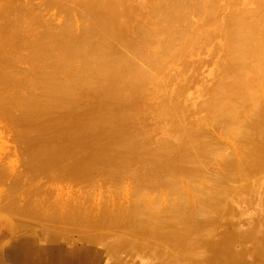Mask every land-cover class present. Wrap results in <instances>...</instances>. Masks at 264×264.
Listing matches in <instances>:
<instances>
[{
    "label": "bare ground",
    "instance_id": "1",
    "mask_svg": "<svg viewBox=\"0 0 264 264\" xmlns=\"http://www.w3.org/2000/svg\"><path fill=\"white\" fill-rule=\"evenodd\" d=\"M44 1L47 8H65L64 0ZM77 1L75 9L88 17L90 29L80 35L64 31L62 36L59 31L51 34L38 7L23 5L11 15L16 9L9 0H0V70L8 78L0 83V117L20 130L31 170L44 173L54 187L38 201L21 196V204L14 196L2 201L0 209L7 218L0 222L15 237L4 260L9 264H245L248 253L237 255L230 248L234 237L227 234V224L224 229L212 227L218 233L223 230L213 240L202 239L205 258V248L199 250L202 242L196 246L194 237L198 249H190L194 240L186 233L189 229L200 235L208 223L198 219L205 217L201 204L216 205L217 220L223 214L228 222L238 218L240 207L249 203L258 185L243 183L256 176L254 160L264 148V98L246 92L248 80L240 69L264 51L252 45L243 30L246 24L239 19L243 15L235 18L236 13L225 9L209 10L204 12L206 18L187 26L190 32H183L175 27L183 19L174 15L183 3L169 8L170 14L157 26L152 18L158 14L159 0ZM227 7L232 10L234 3ZM200 32L203 38L197 49L193 41ZM138 40L151 47L144 55L146 64L156 56H164L160 62L168 59L157 64L158 78L149 77L145 65L141 69L133 61ZM176 40L181 41L179 47ZM126 52H134L135 58ZM183 54L192 60L176 64ZM21 65L26 68L18 76L13 69ZM16 87L27 92L16 94ZM188 92L203 103L197 105L194 95V106L188 105L184 96ZM205 109L206 115L199 117ZM15 110L21 113L19 118ZM237 115L249 119L243 129L239 125L241 134L235 132ZM211 120L237 135L233 142L237 148L231 144L236 154L226 159L219 182L204 174L206 168L202 173L199 163L200 156L211 157L217 148L218 142L206 131ZM198 179L205 182L198 184ZM99 181L109 183L112 195L93 198L101 192ZM57 183L67 185L55 188ZM127 183L135 185L132 197L121 194ZM152 189L160 195L154 200L145 197ZM18 190L16 184L12 193ZM166 193L175 198L170 205L162 200ZM228 196L242 206L238 210L230 206ZM256 252L261 256L264 251ZM252 261L247 264H264Z\"/></svg>",
    "mask_w": 264,
    "mask_h": 264
},
{
    "label": "rangeland",
    "instance_id": "2",
    "mask_svg": "<svg viewBox=\"0 0 264 264\" xmlns=\"http://www.w3.org/2000/svg\"><path fill=\"white\" fill-rule=\"evenodd\" d=\"M9 1H10L12 10L16 9V10H13L14 13L11 11V15H13V14L15 15L18 11H21L23 5L25 8H26V5L27 6L33 5L35 7H38L41 10V17L46 20V22L50 26L49 28L52 29V30H50L51 34H53L54 32H56V34H57V32L59 31V32H61L62 36H65V34H63V33H64V31H67L70 33L80 35V34H82L85 31L90 29L91 21L88 19V17H84L78 10L75 9L76 8L75 5L78 2L77 0H64V1H62V6L65 7L63 9L59 8L58 6H48V8H47L45 6L44 0H9ZM179 3H181V4L183 3L182 5L178 6V7L182 6V8L179 10V12L175 13L174 15L177 16L179 19H183L184 22L181 21L182 24L178 25L180 23V21H177V23L175 24V27H179V28H176L177 30L181 31L183 29H186L187 31L190 32V30H188L187 26H190L195 21H196V23H199L198 22L199 20H202V18H206L205 13L208 12L209 10H210V13H213V12L217 13L219 10L225 9L226 12L236 13L235 18L240 17V15H243L242 17L239 18L241 21L245 22V24H246L245 25L246 27H243V30L246 32L248 37L251 38L252 45H255L256 48H260L262 51H264V32H263L264 31V0H159L157 2V4L160 5V6H158L159 11H158L157 16L154 15V18H152L153 23H157V26H160L159 21L162 19V17H165L166 15L170 14L169 8L174 9V7ZM228 3H234V8L232 10H230L228 7L226 8ZM19 5H20V7H19ZM204 7H205V9H204L205 11L203 10ZM163 8H164V11H163ZM196 13L198 14V16L200 15L202 17L199 18ZM241 13H243V14H241ZM194 14L197 17L194 16ZM259 17H262V18L260 19ZM189 18H191V19H189ZM248 19H249V21H248ZM252 19H254V21ZM152 20H150V21H152ZM250 20H251V22H250ZM247 24L249 27L247 26ZM185 31L183 30V32H185ZM156 33L157 32H152V34H156ZM201 35H202L201 32L198 33L197 38L194 39L197 42L193 41V43L195 42L197 44L196 45L197 47L201 44L200 41H202V38H203ZM260 37H262V38H260ZM138 42H139V44H138ZM142 42H143V40L137 41V45L139 46V47L137 46V48L139 49V52L135 53V56L137 55V58L133 59V61L135 60V63L137 62L138 64H141L138 67L145 65V66H143V68L146 67V69L144 68L143 70H144V72H146L147 75H149V77L151 76V78H154V77L158 78V71H157V69L155 70L157 64H159V63L164 64L168 59L164 60V62H160L161 60H163L164 56H162V57L156 56V60L152 59V60H150L151 63L149 62V64H146L144 62V55H146V49L149 50L151 47H149V45L144 44V42L142 45ZM179 42H181V41L176 40L174 45L179 47V44H180ZM200 47L201 46H199L197 49H200ZM117 49H118L117 47L114 48V51L116 52ZM126 53H130V52H126ZM129 55H127V56H129V57L133 56L134 52L130 53ZM183 55H185V56H183ZM183 55H180L181 57H177L175 59L176 64L177 63L180 64L179 61L185 63V62H189L192 60L191 58H188V56H191V55H187V54H183ZM131 58H135V57L133 56ZM255 60L248 62L247 65L245 64L246 66H242L240 69L242 71L240 73H243L244 78L246 80H248V83L246 86V92L248 94H257L259 100H261L262 96L264 98V52L261 54V56L258 59H255ZM254 61L256 64L254 63ZM258 62H259V64H258ZM168 65H169V67H172L171 64L167 63L166 66H168ZM19 67H16L15 69H13V72L15 74H18V76L22 75V72L25 71L26 65H21ZM22 68H23V70H22ZM28 68H29V66H28ZM141 69H142V67H141ZM165 70L167 71V69H165ZM248 70H250V72ZM174 72L178 73V69L174 68ZM151 74L153 75V77ZM154 74L157 76H154ZM248 78H250V79H248ZM5 79H8V78H5L3 76L2 70H0V83L2 80H5ZM217 80L218 79L216 78L215 80L212 81V83L216 82ZM159 81H160L159 83L161 85L163 80L162 81L159 80ZM7 85H10L9 81H8ZM197 87L198 86H196V88ZM13 92H15V93L17 92L16 94L20 95L23 92H27V90L25 88L16 87V88H14ZM191 94L192 93L188 92L184 95L185 97H187V100H188L187 104L188 105L194 106V105H192L194 103V101H196V104L197 103L200 104V101H201V103H203L204 100L201 99V97L198 98V96L196 94H194L195 96L191 95ZM3 95L5 96V98L10 97V95H8L6 93H3ZM193 96L196 98V100L194 99V101H192V103H191V100H192L191 97H193ZM15 112H16V114H15ZM198 113H199L198 114L199 117H204L206 115V109H205V111H200ZM13 114L16 118H19V116L21 115V113L16 111V110L14 111ZM238 116H239V118H238ZM236 118H238V120L240 119L239 122H241V123L239 124V122H238V126L236 127L238 129V131H235V132L236 133L238 132L241 134V130H239V125H240V129H243L248 124L249 119L247 118V120H245V119L241 118V115H237ZM8 124L10 125V123H8L5 118L0 117V173H2V174H0V204L2 203V201L5 198L12 197V196H14L13 199H15L16 201L18 200L17 202L18 203L20 202V204L24 203V199L23 200L20 199L19 198L20 196H21V198L23 197L26 199H32V201H38L43 196V194H45L47 191L51 190L54 187L52 186V188H51V186L49 185V181H48L49 178L44 173L37 172L35 169L31 170V166H30V164H28L29 163L28 162L29 157L27 155L28 154L27 153L28 145L25 141H23L19 138L20 130H18V128H16L15 126H12V125L9 126ZM216 124H215V120H211L210 122H208L207 127H206V131L208 132V135H211L209 137L212 138V140L215 144H216V142H218L216 145H214L215 148L217 147L216 150L213 149V151L215 150L214 151L215 153L213 154L214 156L213 155L211 157L200 156L199 157V163H200V166L202 169V173H204V171H205V173H204L205 175L211 174V177L214 179L218 178V182H219V180L222 177L221 172H223L225 167H226V159L233 157V156H235L233 154H236L231 146L234 144L233 143L234 140H237V135L234 134L233 131H231L232 133H229V130H228V132H226V130L228 128L226 125L225 126L227 128L224 129V125H221V127H219L218 124L217 125ZM212 126H214V127H212ZM221 128H222V130H221ZM223 131H225L226 133L224 134ZM222 133H223V135H222ZM227 133H229L228 136H224ZM223 140H224V142H223ZM229 143H230V145H229ZM234 146H235V148H237L238 144L235 143ZM232 152H233V154H232ZM260 153L263 156L260 155ZM195 154L196 153H194V155ZM24 157H26V158H24ZM220 158H221V161H220ZM254 163H257L256 166H257L258 172H257L256 176L253 178L252 181L243 183L244 184L243 186H249V183H251V182L252 183L257 182V184H258L257 187H255V191L252 193V196H250L247 200V202H249V203L242 206L240 203L237 202V200H234V198L231 196H228L227 201H226L230 206H234L237 210H238L239 206H242V207H240V209L241 208H243V209L240 211L238 218H234V219H232V221L228 222L225 220V216L223 214L221 216L223 218H221V220H217L214 218V213H215L214 207L216 208V205H213V207H212L208 204H201L200 210L202 211L204 209L202 212L205 213V217L204 216L202 217L199 215L198 219L203 224L205 223L204 221H206L208 219V223H206L205 227L203 228L206 230L202 229V233H201V231H199L198 233H200V235H198L197 231L191 232L189 229H186V231H187L186 233L189 236H192L191 237L192 240H194L193 239L194 237H195V239H197V241H196L197 244L195 243V240H194V243L191 244L190 249H194L196 246H198L199 243L202 242L201 243L202 245L199 248V250L201 248H205V251L203 252L204 256L202 254V258L207 257L206 245H204L202 239H204V240L212 239L213 240L214 236L222 233L223 230L221 229L220 232L218 233V231L217 232L214 231L213 230L214 228H212V227L214 225L215 226L221 225L224 229V226L227 224V226H226L227 227L226 228L227 234L234 237V242L230 248H232L235 251V254L240 255L242 253H248V255L246 254L247 260H246L245 264L252 263L253 262L252 260H256V259H258V261H260L261 263H264V252L261 256H258L260 252H256V251H261V250L264 251V148H262L260 150V152L258 153V158H256L254 160ZM204 168H206V169H204ZM203 169H204V171H203ZM34 170H35V172H34ZM17 174H19V175H17ZM39 179H40V181H39ZM198 181H201V182H198V184L205 182V181H202V179H198ZM30 183H31V186H29ZM99 183H100V181H99ZM16 184H18L19 190L15 193H12V189ZM64 184L63 183H57V184H55L56 186L55 185L54 186H55V188L56 187L57 188L58 187L63 188V187H66V185H67V184H65V185ZM100 184L102 187L101 192L94 193L93 198L99 199V198H97L98 195L99 196L102 195V198L104 196L107 198L110 195H112V192H114V189L110 187L108 182L104 181V182H101ZM35 186L37 188H35ZM73 186L75 189H78V188H80L79 186H83V185H78V186L73 185ZM44 188H45V190H44ZM82 188H84V187H82ZM27 190H28V193H27ZM110 191H112V192H110ZM148 191L145 192L146 193L145 197L148 199L154 200V197L156 199L160 196L159 193L158 194L156 193V192H158L157 190L154 191V189H152L153 193H152V191H149V192ZM134 193H135V185L134 184L127 183V184L123 185V187L121 189V194H123V195L125 194L128 197H132ZM150 193H151V195H149ZM146 195H148V196H146ZM166 195H167V193H166ZM161 198H165V197L163 196ZM173 198H172V196L167 195L166 196L167 200L166 199H162V200L169 202L168 205H170L174 201ZM223 199H222V201H223ZM222 201H221V203H222ZM4 213H5L4 210L0 209V221H3L4 219L7 218V214L6 213L4 214ZM211 213H213V214H211ZM206 225H208V226L206 227ZM168 226H171V225L169 224ZM209 227H211L212 229ZM203 231L206 233L205 235H204ZM209 232H211V234H209ZM192 233L194 236L191 235ZM197 235H198V237H202V238H199V240H198V238H196ZM202 235L205 236L207 239L205 237H203ZM209 236H211V237H209ZM14 241H15V237L0 222V264H9L4 260L3 256L6 252H9L11 250V248L14 245ZM216 241H219V236H218ZM194 244H196V246ZM196 248L198 249V247H196ZM197 252H198V250H197ZM193 253H195V252L191 251V254H192L191 257L196 258L198 256V254L195 253L197 255L196 256V255H193Z\"/></svg>",
    "mask_w": 264,
    "mask_h": 264
}]
</instances>
